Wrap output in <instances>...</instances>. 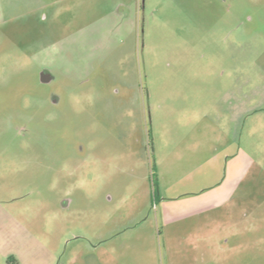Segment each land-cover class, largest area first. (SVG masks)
<instances>
[{
	"label": "rangeland",
	"instance_id": "obj_1",
	"mask_svg": "<svg viewBox=\"0 0 264 264\" xmlns=\"http://www.w3.org/2000/svg\"><path fill=\"white\" fill-rule=\"evenodd\" d=\"M8 256L264 264V0H0Z\"/></svg>",
	"mask_w": 264,
	"mask_h": 264
},
{
	"label": "flooded vegetation",
	"instance_id": "obj_2",
	"mask_svg": "<svg viewBox=\"0 0 264 264\" xmlns=\"http://www.w3.org/2000/svg\"><path fill=\"white\" fill-rule=\"evenodd\" d=\"M41 73H43L45 76L49 75V76L51 77V79H50L49 82H51V81L53 80V78H54V76H53V72L50 71L49 69L44 68V71L41 72ZM39 79H40V81H41L42 83H45V82H43V81L41 80V74H40V76H39ZM101 242H102V241H101ZM9 258H10V256H8V257L6 258V262H7L8 264H13V263L18 264L17 259H16V261H15L13 258H10V259H9Z\"/></svg>",
	"mask_w": 264,
	"mask_h": 264
},
{
	"label": "water",
	"instance_id": "obj_3",
	"mask_svg": "<svg viewBox=\"0 0 264 264\" xmlns=\"http://www.w3.org/2000/svg\"><path fill=\"white\" fill-rule=\"evenodd\" d=\"M51 77L49 75L45 76L43 73H41V80L43 82H49Z\"/></svg>",
	"mask_w": 264,
	"mask_h": 264
}]
</instances>
